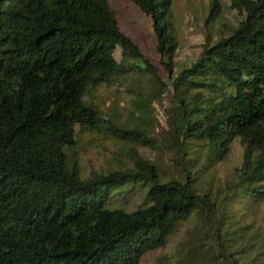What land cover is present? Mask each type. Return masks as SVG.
<instances>
[{"label":"trees","instance_id":"1","mask_svg":"<svg viewBox=\"0 0 264 264\" xmlns=\"http://www.w3.org/2000/svg\"><path fill=\"white\" fill-rule=\"evenodd\" d=\"M131 1L149 17L172 80L164 141L185 179L135 149L160 144L148 107L166 83L108 0H0V264H139L191 219L210 239L191 241L175 264H264L262 229L234 211L264 200V0H229L237 25L214 42L205 37L176 75L172 0ZM212 6L207 21L220 15ZM145 74L152 91L126 88L124 113L97 100L98 88ZM77 128L116 141L128 157L83 176ZM235 141L240 163L211 192L199 179ZM137 187L145 193L135 209L107 207Z\"/></svg>","mask_w":264,"mask_h":264},{"label":"rangeland","instance_id":"2","mask_svg":"<svg viewBox=\"0 0 264 264\" xmlns=\"http://www.w3.org/2000/svg\"><path fill=\"white\" fill-rule=\"evenodd\" d=\"M108 2L114 10L115 18L122 31L135 41L144 56L156 66L160 78L166 83V88L162 91L167 92L166 97L164 99H153L148 107L149 120H151V126L147 127L149 128V135L160 142V144L157 145V148L135 146V149L144 158L153 160L167 175L184 180L185 175L170 159L173 150L169 143L164 141L165 137H167L165 131L168 130L165 123L166 110L170 106L173 88L172 80L169 79L168 73L160 64L159 56L155 50L156 39L152 23L149 17L131 0H108ZM214 2L219 6L220 15L216 21H207L210 8L216 7L212 6ZM171 13L177 39V48L173 57L174 75L180 69L196 60L205 37L209 36L211 41L214 42L219 37L227 36L239 20V15L231 7L229 0H172ZM113 53L116 59L119 60V48H116ZM134 79L125 81L117 89L111 86L98 88L96 92L97 100L101 102L104 109H107V113H111V108L113 109L114 105L117 106L114 109L115 111L124 113L122 106L127 107L129 103V98L126 96V88L144 92L147 95L150 94L153 84H151L149 75H137ZM122 119H124L123 116ZM77 133L80 137L77 149L83 176L93 170L102 172L116 168L121 159L128 157L120 151L119 144L110 138L91 137L84 128H77ZM241 157L242 146L238 141H235L227 157L214 164L211 167L210 175L201 177L199 181L204 179L210 181L212 184L211 192H214L217 187H222L229 179L232 169L239 165ZM144 193L145 190L143 188L137 187V192L129 197L127 201L116 198L107 207L131 211L136 208L138 203L142 202ZM217 205L219 204L217 203ZM246 207L244 203L236 204L234 205V211L237 214L246 212L242 223L251 222L254 229L260 227L264 241V200L258 203L256 209ZM195 225L196 220L194 219L183 222L178 232L168 238L164 247L145 253L139 264H156L159 257L163 259L158 261V263L175 264L178 251L186 249L191 241L201 237L204 238V242L207 244L210 239L209 233L206 235L204 228L200 229V227ZM251 251V255H253L256 251L255 247H251ZM263 258L264 255L259 256L260 260Z\"/></svg>","mask_w":264,"mask_h":264},{"label":"built area","instance_id":"3","mask_svg":"<svg viewBox=\"0 0 264 264\" xmlns=\"http://www.w3.org/2000/svg\"><path fill=\"white\" fill-rule=\"evenodd\" d=\"M167 92H162L160 99H164L166 97ZM165 123H166V116H165Z\"/></svg>","mask_w":264,"mask_h":264}]
</instances>
